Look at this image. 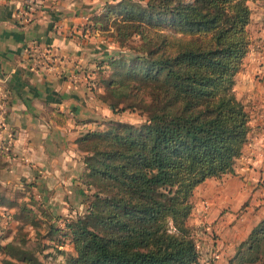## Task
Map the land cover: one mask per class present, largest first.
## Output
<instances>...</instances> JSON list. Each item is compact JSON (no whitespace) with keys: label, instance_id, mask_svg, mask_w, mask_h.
Wrapping results in <instances>:
<instances>
[{"label":"trees","instance_id":"16d2710c","mask_svg":"<svg viewBox=\"0 0 264 264\" xmlns=\"http://www.w3.org/2000/svg\"><path fill=\"white\" fill-rule=\"evenodd\" d=\"M249 1L113 0L94 15L120 48L98 62L105 97H139L131 104L146 118L110 119L76 139L90 194L73 218L48 215V246L64 258L54 264L199 263L187 223L193 192L234 172L250 130L234 92L251 42ZM19 198L0 194V205L35 226L43 203L32 192ZM38 244L0 242L2 263L44 264ZM228 264H264V216Z\"/></svg>","mask_w":264,"mask_h":264},{"label":"crops","instance_id":"0c3cea01","mask_svg":"<svg viewBox=\"0 0 264 264\" xmlns=\"http://www.w3.org/2000/svg\"><path fill=\"white\" fill-rule=\"evenodd\" d=\"M23 1L0 0V89L8 93L6 128L15 133L10 152L0 150V192L19 201L32 192L50 210L75 208L85 195L76 139L114 119L98 62L116 44L92 22L113 0H42L28 22L18 15ZM31 41L58 57L56 70L32 65L25 53Z\"/></svg>","mask_w":264,"mask_h":264},{"label":"rangeland","instance_id":"374dc122","mask_svg":"<svg viewBox=\"0 0 264 264\" xmlns=\"http://www.w3.org/2000/svg\"><path fill=\"white\" fill-rule=\"evenodd\" d=\"M249 5L252 10L248 26L251 42L236 76L234 92L250 115V130L243 152L235 162L234 172L209 178L193 192V208L187 223L199 251L198 264H228L248 231L264 216V71L261 70L264 65V1L251 0ZM114 47V50L120 49L117 44ZM125 50L128 47L125 46ZM139 95L145 98V95ZM102 97L106 105L115 106L113 110L110 106L114 119L134 124L145 120L146 116L139 104H131L133 101L141 102L139 97L127 101L108 98L104 94ZM82 186L85 195L80 200V206L68 207L66 210L45 208L48 213L44 210L45 215H37L40 220L36 221L35 226H30L28 220L22 217L23 214L16 219L13 213L18 208L4 204L7 209H0V242L19 238L26 239L31 246L38 242L41 250L36 252L44 264L63 261V256L48 246V215H68L73 218L77 212H82L86 205L85 197L90 194L85 185ZM4 192H7H2L6 197L15 196L13 193L7 196ZM59 224L62 225L61 221ZM43 244L47 247L42 248ZM61 248L71 250L68 244ZM2 259L3 254L0 252V264H3Z\"/></svg>","mask_w":264,"mask_h":264},{"label":"built area","instance_id":"2783aa9c","mask_svg":"<svg viewBox=\"0 0 264 264\" xmlns=\"http://www.w3.org/2000/svg\"><path fill=\"white\" fill-rule=\"evenodd\" d=\"M42 0H24L18 11L21 20L28 22L37 4ZM25 53L28 60H31L35 68H45L47 70H56L58 57L53 55L48 47L40 45L37 41L29 42L25 47ZM8 93L4 89H0V130L6 128ZM6 135L0 143V150L8 153L14 143L15 133L12 129H5Z\"/></svg>","mask_w":264,"mask_h":264}]
</instances>
